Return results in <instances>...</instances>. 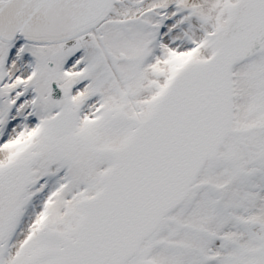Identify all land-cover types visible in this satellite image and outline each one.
<instances>
[{
  "label": "snow or ice",
  "instance_id": "6c2138e0",
  "mask_svg": "<svg viewBox=\"0 0 264 264\" xmlns=\"http://www.w3.org/2000/svg\"><path fill=\"white\" fill-rule=\"evenodd\" d=\"M0 264H264V0H0Z\"/></svg>",
  "mask_w": 264,
  "mask_h": 264
}]
</instances>
